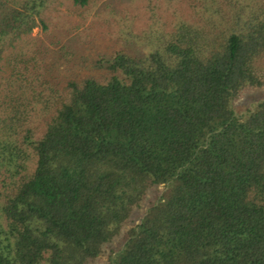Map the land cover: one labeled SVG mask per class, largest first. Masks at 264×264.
<instances>
[{"label": "trees", "instance_id": "obj_1", "mask_svg": "<svg viewBox=\"0 0 264 264\" xmlns=\"http://www.w3.org/2000/svg\"><path fill=\"white\" fill-rule=\"evenodd\" d=\"M55 1L0 0V264H264V0L77 63Z\"/></svg>", "mask_w": 264, "mask_h": 264}, {"label": "rangeland", "instance_id": "obj_2", "mask_svg": "<svg viewBox=\"0 0 264 264\" xmlns=\"http://www.w3.org/2000/svg\"><path fill=\"white\" fill-rule=\"evenodd\" d=\"M198 5L199 0H93L82 8L72 0H56L44 13L49 29L45 32L41 27L35 28V39L31 41L29 54H33V48L39 46L57 50L66 45L68 55L76 58V63L82 55H87L90 58L87 60L91 61L101 54L111 55L121 49L127 36L130 37L129 33L142 36L155 28L170 31L181 18L197 19L200 11ZM38 62L43 66L41 59ZM88 64L89 61L78 63L71 72L65 71L67 64L62 65V78L76 71L82 74L100 73L91 70ZM37 70L43 72L44 67ZM259 95L258 92L249 94L241 100L239 108L245 107ZM40 105L31 112V122L38 129V134L45 125V115Z\"/></svg>", "mask_w": 264, "mask_h": 264}]
</instances>
